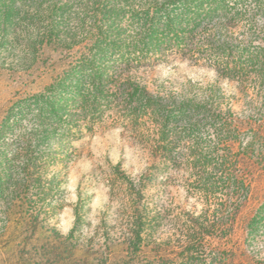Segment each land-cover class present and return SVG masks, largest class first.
I'll use <instances>...</instances> for the list:
<instances>
[{"label":"rangeland","instance_id":"obj_1","mask_svg":"<svg viewBox=\"0 0 264 264\" xmlns=\"http://www.w3.org/2000/svg\"><path fill=\"white\" fill-rule=\"evenodd\" d=\"M153 2L127 0L128 32L145 28L156 10L165 16L185 7L182 0ZM90 6L97 8L93 0ZM214 8L189 6L185 40L169 34L160 49L147 45L136 70L151 95L128 96L116 78L95 114L78 105L65 197H56L50 219L65 237L74 230L68 264H264V229L248 234L264 202V1L225 0ZM85 45L53 53L26 73L0 69V124L10 100L44 89L77 63ZM197 89L210 98L217 91L221 105L182 107ZM206 184L212 189L205 195ZM216 210L225 214V232L191 247V214L203 221ZM19 249L0 243V264H12Z\"/></svg>","mask_w":264,"mask_h":264},{"label":"trees","instance_id":"obj_2","mask_svg":"<svg viewBox=\"0 0 264 264\" xmlns=\"http://www.w3.org/2000/svg\"><path fill=\"white\" fill-rule=\"evenodd\" d=\"M182 1L185 7L179 12L166 10L165 16H159L161 10H156L145 28L128 32L122 15L127 0H93L97 8L90 6L92 0H84V4L78 0H0V69L26 73L40 67L43 59L46 63L53 53H65L86 43V50L75 65L51 76V82L41 91L10 100L3 115L0 243L20 247L18 252H11L15 256L22 254L12 264H68L76 249L74 230L65 237L57 226L51 227L50 219L60 206L56 197L64 200L62 187L68 182L70 161L76 151L72 142L76 109L81 105L95 114L116 78L122 81L120 86L125 87L128 96L151 95L136 70L148 51L147 45L160 49L169 34L185 40L182 26L186 22L191 25L189 6L209 3L216 10L225 2ZM153 3L157 5L158 0ZM212 92L210 98L206 94L201 96L197 89L180 104L190 110L214 106L217 91ZM235 187L239 189L240 185ZM201 189L206 195L212 186L206 184ZM83 201L84 194L79 189L74 203L78 219L84 211ZM210 215L204 214L206 217L201 221V216L191 214L192 224L185 235L191 247L216 235L218 230L225 232V214L216 210ZM13 226L16 236L10 240L8 229ZM43 228L48 232L40 237L38 233ZM141 229L137 230V239L142 238ZM261 229H264V202L248 223V234L256 236Z\"/></svg>","mask_w":264,"mask_h":264}]
</instances>
